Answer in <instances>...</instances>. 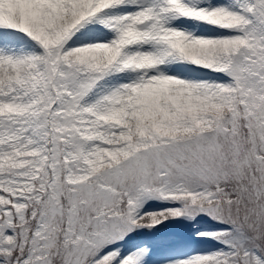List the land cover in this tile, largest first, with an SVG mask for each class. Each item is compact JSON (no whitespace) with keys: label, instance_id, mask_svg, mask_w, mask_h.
<instances>
[{"label":"snow or ice","instance_id":"6c2138e0","mask_svg":"<svg viewBox=\"0 0 264 264\" xmlns=\"http://www.w3.org/2000/svg\"><path fill=\"white\" fill-rule=\"evenodd\" d=\"M0 264H264V0H0Z\"/></svg>","mask_w":264,"mask_h":264},{"label":"rangeland","instance_id":"374dc122","mask_svg":"<svg viewBox=\"0 0 264 264\" xmlns=\"http://www.w3.org/2000/svg\"><path fill=\"white\" fill-rule=\"evenodd\" d=\"M165 230L169 232H176V233H182V234H187V231H188L187 229H184L179 224H173L171 226H166Z\"/></svg>","mask_w":264,"mask_h":264}]
</instances>
